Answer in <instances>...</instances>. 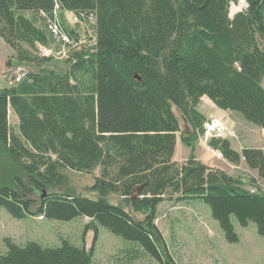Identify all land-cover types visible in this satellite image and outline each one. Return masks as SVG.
<instances>
[{"label": "trees", "instance_id": "1", "mask_svg": "<svg viewBox=\"0 0 264 264\" xmlns=\"http://www.w3.org/2000/svg\"><path fill=\"white\" fill-rule=\"evenodd\" d=\"M232 2L238 0H0V36L17 60L36 67L55 57L42 46L61 45L51 30L56 18L80 40L63 11L89 21L95 32L93 51L70 46L76 51L64 72L30 70L0 87V141L28 177L0 185V206L17 218L90 216L94 225L137 242L159 264H177L155 221L168 193L204 200L229 240L238 238L232 216L243 226L254 221L264 238V192L193 154L174 159L181 126L173 106L191 129L180 133L182 141L193 145L205 132L207 116L198 108L203 95L264 127V0H246L231 16ZM135 70L143 81L133 78ZM209 143L264 176L263 147L240 152L217 136ZM98 166L91 188L118 192L135 208L148 209L145 219L101 195L57 188L66 182L61 167L93 173ZM4 240L0 264H94L92 250L68 238L53 246Z\"/></svg>", "mask_w": 264, "mask_h": 264}, {"label": "rangeland", "instance_id": "2", "mask_svg": "<svg viewBox=\"0 0 264 264\" xmlns=\"http://www.w3.org/2000/svg\"><path fill=\"white\" fill-rule=\"evenodd\" d=\"M233 6L241 10L246 7V1L232 2L231 16H233L231 11ZM62 17L66 25L80 35V44L75 45V49L83 46L93 51L95 34L93 24L82 19L78 21L74 13L70 11H63ZM90 20L93 22V18ZM75 49L69 50L70 54L64 57H54L43 68H39L17 60L13 49L0 36V87L16 83L30 70L64 72L69 67ZM205 97L199 104L200 109L210 116L207 120L227 121L230 128V134H227V137L234 148L242 152L247 146L264 145V129L252 126L251 135L242 137L248 130L246 125L250 124L249 121L238 112L216 115L215 112L223 108L216 105L208 95ZM173 108L179 118L181 130L178 136L181 139L180 133L187 131L186 127L190 128L182 112L176 106ZM9 120L12 129L18 131V115L12 107L9 109ZM190 131L191 129L187 132ZM209 141L210 138L202 134L193 145L183 142L189 146L188 153L182 149L181 144H178L175 157L183 162L192 154L196 158L200 156L199 159L202 161H209L232 176L240 178L245 187L264 192V176L257 168H252L244 158L239 163L229 161L220 155L219 150ZM60 171L66 176V182L57 187L59 190L91 198H98L101 195L111 203L122 205L139 220L147 216L148 209L135 208L120 193L111 190L99 192L91 188L95 176L100 174V166L96 167L93 173L76 171L67 167H61ZM18 175L28 180L27 173L20 163L12 157L8 147L0 141V185L14 186ZM177 195L166 194L164 200L157 206L155 217L156 224L164 236L165 246L177 264H264V238L259 234L254 221L243 226L232 216L238 238L235 241L229 240L218 220L213 217L210 206L204 200L178 199ZM6 236L12 237L19 244L35 240L43 246H53L59 244L62 238H68L92 250L94 264H159L137 242L128 240L101 224L94 225L92 217L85 215H78L68 220L50 219L39 214H28L17 218L4 206H0V252H6L8 249L4 240Z\"/></svg>", "mask_w": 264, "mask_h": 264}, {"label": "built area", "instance_id": "3", "mask_svg": "<svg viewBox=\"0 0 264 264\" xmlns=\"http://www.w3.org/2000/svg\"><path fill=\"white\" fill-rule=\"evenodd\" d=\"M76 19H80L77 15H75ZM52 32L54 33L55 38H57L59 41H61V45L59 47H45L42 46V50L46 54H52L55 55V57H64L66 55H69V49L70 45L74 43L75 41L79 42L80 40H77L75 37L68 34L64 28L61 26V22L58 18H56L55 22L51 23ZM78 46V45H77ZM230 128L227 123V121H223L220 119L216 120H210L205 123V133L206 135L210 134V136H227V134H230ZM220 155H223L221 151H218Z\"/></svg>", "mask_w": 264, "mask_h": 264}, {"label": "crops", "instance_id": "4", "mask_svg": "<svg viewBox=\"0 0 264 264\" xmlns=\"http://www.w3.org/2000/svg\"><path fill=\"white\" fill-rule=\"evenodd\" d=\"M204 97H205V95H203V96L201 97V100H200L199 104L204 100ZM205 98H207V97H205ZM199 104H198V108L200 109ZM200 110H201V109H200ZM201 111H202V110H201ZM202 112H203L208 118L210 117V116H209L208 114H206L204 111H202ZM234 112L236 113V111L223 109V110H221V111H216L215 114H216V115H218V114L225 115V114H228V113H232V114H234ZM212 115H213V114H211V116H212ZM249 123H250V124H247V125H246V128H247L248 130L245 131V133L243 134V136L241 135L242 137H245V136L251 135L250 130L253 128L252 126H259V125H257V124L252 123V122H249ZM259 127H261V126H259ZM186 128H187L186 130H188V127H186ZM261 128L264 129V127H261ZM178 144H181L182 149L185 150L186 153L189 152V146L185 145V144L183 143V141H182V140L179 138V136H178V137H177V144H176V148H175V153H176V149H177V145H178ZM261 147L264 148V145H261ZM175 153H174V159H176V160L182 162L179 158H176V157H175ZM197 157L200 158V156H197ZM204 162H206V163H208V164H211V165H214L213 163H210L209 161H205V160H204ZM214 166H215V165H214ZM217 167H219V166H217Z\"/></svg>", "mask_w": 264, "mask_h": 264}, {"label": "water", "instance_id": "5", "mask_svg": "<svg viewBox=\"0 0 264 264\" xmlns=\"http://www.w3.org/2000/svg\"><path fill=\"white\" fill-rule=\"evenodd\" d=\"M246 1V0H245ZM247 3V2H246ZM235 13V12H234ZM133 78H135L136 80H138V81H143L144 80V76L139 72V71H135L134 73H133ZM184 119H185V121H187V119H186V117L184 116ZM45 193H46V189H43V191H42V195H45ZM138 193V189H136V190H134L133 191V196L134 195H136Z\"/></svg>", "mask_w": 264, "mask_h": 264}, {"label": "bare ground", "instance_id": "6", "mask_svg": "<svg viewBox=\"0 0 264 264\" xmlns=\"http://www.w3.org/2000/svg\"><path fill=\"white\" fill-rule=\"evenodd\" d=\"M246 6H247V3H246ZM237 10H238V7L233 6L231 11H232L233 14H234V12H236ZM77 44H78L77 42H74V43H72L70 46L73 47V46H75V45H77ZM71 47H70V48H71ZM69 50H70V49H69ZM207 121H210V120H207ZM207 121H206V122H207ZM206 122H205V123H206ZM203 134L206 135L205 132H204ZM213 136H215V135L213 134ZM213 136H210V134L207 135V137H209V138H211V137H213ZM217 137L228 138L227 136H217ZM228 139H229V138H228Z\"/></svg>", "mask_w": 264, "mask_h": 264}]
</instances>
